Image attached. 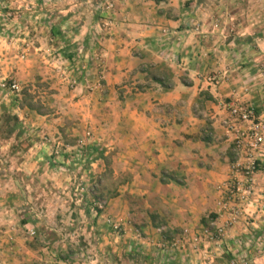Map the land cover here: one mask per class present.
I'll list each match as a JSON object with an SVG mask.
<instances>
[{
    "label": "crops",
    "instance_id": "0c3cea01",
    "mask_svg": "<svg viewBox=\"0 0 264 264\" xmlns=\"http://www.w3.org/2000/svg\"><path fill=\"white\" fill-rule=\"evenodd\" d=\"M239 1L237 3L241 6H238L236 17H239L241 29L232 34L219 23L217 25V18L222 17L219 7L211 9L209 2L206 5L197 0H168L169 9L163 6V0H115L116 10L107 12L105 17L114 20L110 28L103 27L105 18H94L100 16V0H51L47 4L48 7L51 4V7H57L55 14L54 10L46 14L48 18L54 16L57 24L52 23L50 33L47 31L43 39L52 42L61 39L57 43H65L66 48L58 45L57 53H66L68 61H72L78 71L75 76L80 88L77 87V94L73 95L71 91L65 97V88L61 86L64 98L60 97L63 101L59 102L62 104L60 111L42 114L24 107L21 123L34 141L24 165L34 169L43 165L45 155L54 150L66 153L78 149L81 153V149V156L86 153V159L90 158L92 176L89 180L95 179L96 182L108 176L118 182L115 187L104 191L110 197L107 210L99 219L90 217L92 221L88 224L94 229L98 223H104L106 216L125 221L121 223L127 230L120 241L128 245L127 249L142 250L139 252L142 256L136 258L135 251L127 250L128 259H123L124 264L125 261L130 264L132 260L140 264H165L167 259L163 258L166 256L160 248L165 242L183 234V245L190 246L193 237L208 226L222 224L219 190L233 177L242 180L240 175L232 174L235 153L232 137L224 125L228 117L226 105L236 101L253 104L264 120V79L261 73L264 32L259 30V34L251 27H243L255 13L252 11L256 9L253 3L256 0H248V4ZM70 38L74 40L72 46L67 44ZM53 47L55 45L41 41L39 48H34L48 52ZM16 63L17 66H13L16 74H24L28 69L35 71L28 62L25 65ZM49 65L54 67L55 64ZM151 74L161 80L163 78L157 74H163L170 83L169 88L159 84ZM51 76L47 79L53 84ZM209 76L217 77L218 83L210 82ZM55 81L60 82L59 79ZM71 119L75 120L73 124H69ZM14 132L7 140L10 147L17 137ZM44 134L52 138L54 144L44 142ZM67 138L72 141L68 142ZM79 141L85 143L84 147ZM9 157L12 164V153ZM259 159L264 166V147ZM2 171L0 169V209L11 201L17 206L13 207L14 210L26 211L23 206H18L21 201L19 192H22L18 182L22 178L17 179ZM29 178L34 175L27 174L24 180ZM68 178L66 174L55 178L48 172L36 178L38 183L42 181L38 184L43 188L42 193L46 192L48 184L63 189L61 193L65 196L57 195L56 204L51 203L55 196L42 198L43 194H32V185L25 186L30 199L44 200L41 209L44 220L28 219L25 225H36L44 235L28 242H24L20 234L14 236L15 253L8 255L5 234L0 232L2 264L6 261L9 264H94L96 258L100 260L98 247L105 245H110L117 253L120 242L103 237V244H99L93 238V241L88 239L89 235L84 242L93 244L94 251L87 256L79 252L85 261L81 259L79 263L77 256L74 257L77 248H66L72 244L70 239L74 235L71 237L61 230L66 227L74 232L80 230L81 227L76 225L79 223L78 213L82 217L89 209L82 205H68ZM257 190L264 198V170L257 176ZM127 196L141 198V210L133 208V211ZM255 199L258 203H254L252 212L261 205L259 196ZM152 213L156 214L159 224L153 223ZM140 216L141 221L135 228L130 219ZM253 225V222L248 225L240 222L230 228L223 245L236 246L238 239L245 243L249 239L245 237L246 231ZM99 229H102L101 224L96 230ZM165 230L168 231L163 232ZM185 232L188 237L184 236ZM62 236L71 238L65 241ZM54 243L59 248L46 245ZM185 254V257H191L189 262L195 258L189 251ZM176 255L170 261L177 260ZM180 256L182 258L183 254ZM185 260L188 262V258Z\"/></svg>",
    "mask_w": 264,
    "mask_h": 264
},
{
    "label": "rangeland",
    "instance_id": "374dc122",
    "mask_svg": "<svg viewBox=\"0 0 264 264\" xmlns=\"http://www.w3.org/2000/svg\"><path fill=\"white\" fill-rule=\"evenodd\" d=\"M163 1L165 2L163 6L169 9L170 7L166 4L168 0ZM197 1L203 2L205 4L206 2H209L212 6L211 9L219 7L218 9L219 12L222 13V17L217 18L219 21L217 22V25L218 23L219 26L222 25L227 33L232 34L241 29V27L238 26L241 23L239 22V17H236V13H238L239 10L238 6L240 5L237 3L239 0L234 2L231 0ZM241 1L248 4V0ZM241 1L239 2L241 3ZM50 2L51 0H0V64L2 63V67H0V169L3 170L2 173L7 171V174L11 173L16 176L17 179L22 178V180L18 182V188L22 191L19 192L21 193V201L20 203L18 202V206H23L26 208V211L20 210V208L14 210L13 207L17 208V206H14L15 203L7 201L4 204L3 209H0V222H3V226H0L2 228L0 232L1 234H5V239L8 243V255L15 253L13 242L14 236L20 234L24 242L36 241L40 236H43L44 233H42V230L38 229L36 225L31 226L30 223H28V226L25 225L28 219H36L40 222L44 220L41 210L44 205V200L36 198L30 199L28 197L29 195L25 191V186L28 184H30V186L32 185L31 188L33 189V195H39L40 193V195L43 194L42 198H48V195L51 197L55 196V199H51V203L56 204L58 202L59 195L65 196V194L61 193L63 189L61 187L53 188L50 184H48V188H45L46 192L42 193L43 188L38 186V184H41L42 181L38 183L36 178L39 175H45L47 172L49 175L54 176L55 178H58L61 174H66L69 175L68 179H70L67 181L70 183V186L66 191V193H68V205H82L85 206V208H89L84 211L85 213L82 217L80 213H78L79 216L77 218L79 219V223L76 225L81 227L80 230H75V232L72 230V232L67 230L68 227H66L65 230H61V232H66V235L71 234V237L74 235L73 239L68 236H62L63 240L65 239V241L68 238H71L70 240L72 244L69 246L67 245L66 248L71 247L73 250L77 248L78 251L74 250V257L77 256L78 262L80 263L81 259H84L85 261V258L79 256V252L87 256V254H90L91 250L94 251V245H88L86 242H84V240H92L93 238L94 241H97L99 244H103L105 240L103 237L108 239L111 238L114 242H120L117 244V247L119 248L117 253L121 257H117V253L113 252V249L110 247V245H105L102 247L97 246V257H100V260H97L96 258L94 264H124L123 259H128V257L125 255L126 252H128L127 250H130L131 253L135 251L134 255L136 258L138 255H141L139 252L142 251H139L134 247L127 249L128 245L120 241V238L124 236L126 232L121 236L116 234L111 228L107 226V216L103 219L104 223H98L97 227H94V229H91L92 225L90 226L88 224L95 218L99 219V216L102 214L101 211L96 210L94 200H105L108 207L110 197L107 196V194L105 195L104 191H108L115 187L118 182L114 181L113 178L108 176L102 180L97 179L96 182L94 181L95 179L89 180V176H92L89 165L90 158L86 159V153L82 157V150L80 148L79 149L81 153L78 149L74 151H66V153H62V151H58V153H56L55 150H52V153L45 155L46 157L43 158L44 164L37 165L34 169L31 166L26 167V165H24V161L27 158L26 156H30L29 151L31 148H33L32 146H34L33 137L27 134L25 126L21 123L22 119H20V116L24 115L22 110L26 109L24 107H31L33 110H36L38 113L42 114H46L48 112L53 113V110L60 111L62 104L59 105V102H63L60 100V97H63V95H61L63 91L61 86L65 88V97H67L71 91L73 95L77 94L76 89L79 83L78 77L75 76L77 75L78 71L73 67L72 61H68L66 53H57V47L59 45L57 42H61V39L54 42L49 41V39H43L46 38L45 35L47 36V31L49 32V30L52 29V23L55 25L57 24L54 16L50 18L46 16L49 10H54V14L58 10L57 7H51L53 4L48 7L47 4ZM99 3L100 4H98V7L99 10H101L100 16L98 17L95 15L94 18L97 17L98 19L103 20L106 17L107 12L113 13L116 10L115 0H100ZM213 3L216 6L213 5ZM253 3L256 9L253 8L255 11L252 12L255 13H253L254 15L250 16L246 22H244L245 20L242 19V22L246 24L243 25V27H251L257 32H259V30H263L262 32H264V0H256ZM247 8H249L248 5ZM50 21H52L51 24ZM75 23H77V21H75ZM113 23L114 20H112V18H105L102 21L103 27L105 26L107 28H110ZM260 33L261 32H259V34ZM41 41L44 42V44L49 43L53 46L55 45V47H53V50L48 52L36 50L34 47L39 48ZM73 42L74 40L70 38L68 39L67 44L72 46L74 44ZM59 46L66 48L65 43L63 42L60 43ZM71 49H73V47H71ZM16 62L22 65H25V62H28L29 65L33 66L32 69L35 71L33 72L31 70L32 72H30L28 69L27 72L24 71V74H16V69L13 68L14 64H17ZM49 64L55 65L54 67L53 65L51 67ZM47 68H52L53 71H49ZM18 71L20 70L18 69ZM261 73H264V66L261 68ZM50 75L53 76V84L50 82V79H47L50 78L48 77ZM56 79H59L60 82H56ZM62 79H64V82ZM13 82H16L20 86L21 90L19 92H13L9 89ZM79 88L80 87H78V89ZM69 122V124H73L75 120L71 119ZM15 125V132H13L17 135V137L13 140L12 147H10L11 145L7 144L9 143L7 140L13 136L11 134L13 132L10 131ZM44 136L50 139V144H54V140L52 138H50L47 134H44ZM67 140L68 142H71L72 138H67ZM5 144L7 145L4 147ZM10 153H12V156H14L12 157L14 161L12 164L9 157ZM79 154L81 157L78 156ZM54 158L56 163L54 162ZM6 166L7 168L11 166V169L5 168ZM27 174L34 175V178L24 180ZM107 175L111 176L110 174ZM82 176H84L83 179L80 178ZM48 182L52 181L49 180ZM53 182L54 184L56 183L55 179ZM94 185L96 187H93ZM71 188L73 192H71ZM128 200L132 209L135 208L138 211L143 207V201L139 197H132ZM260 200V204L264 208V199ZM107 207L104 212L107 210ZM251 210H253L252 207ZM258 215V217L254 215L251 219V222H253L254 225L250 227L251 229L246 231L247 235L245 237L249 239L245 243L242 239H238L235 241L236 246L233 244L228 247L224 246L223 244H225V236L230 228L226 230L225 234L220 237L218 241H207L203 239L202 236H200L202 233L201 232L199 235H197V237H193L191 240L192 245L190 246H182V244H184L182 234L180 237L175 238L176 240L181 241V245L179 243L178 247L172 245V242L175 239L170 241L168 240L165 242L164 246L161 245L160 248L162 249V253L164 256H166L163 258L167 259L166 262L168 264L169 262L172 264H264V227H262L264 226V212L259 211ZM90 217L93 219L90 220ZM109 217L113 218L111 216ZM135 218L137 219L135 220ZM135 218H133L134 220L130 219L134 227L140 223L141 216ZM113 219L116 220V218ZM118 220L120 222H125L121 221L120 219ZM99 224H101L102 229L97 231L96 229L98 228ZM125 225L127 227V223ZM108 229L111 231H108ZM205 230H208L214 236L217 235V227L215 226H211L210 228L208 226ZM167 231L168 230H165L163 232ZM108 232L111 237L107 234ZM87 236L89 237L88 239ZM200 237L202 238L201 240ZM46 245L47 247L59 248L58 245L56 246V243ZM67 250L69 251V249ZM226 250L228 253H226ZM188 251L189 253H193V255H195L196 259H192V262H189L191 259L190 256L185 257L187 255L185 253H188ZM174 254H177V260L170 261L172 260ZM180 254H183L182 258ZM186 258H188V262L185 260ZM129 263L140 264L138 261L134 260ZM0 264H2V262H0ZM6 264H9L8 261H6ZM125 264H128V262L125 261Z\"/></svg>",
    "mask_w": 264,
    "mask_h": 264
},
{
    "label": "built area",
    "instance_id": "2783aa9c",
    "mask_svg": "<svg viewBox=\"0 0 264 264\" xmlns=\"http://www.w3.org/2000/svg\"><path fill=\"white\" fill-rule=\"evenodd\" d=\"M262 75L264 79V73ZM208 80L212 83H218V78L215 76H209ZM9 89L13 92L21 90L16 82H13ZM226 109L228 117L224 125L228 134L232 137L235 153L232 174L234 176L240 175L242 180L233 177L225 184L223 189L219 190V212L224 220L222 224L216 226V236L208 230L202 231L200 236L207 241H218L228 228H232L240 222L248 225L252 223L253 213L264 212L262 205L256 212H251V207L257 202L255 198L259 196V202H261L260 199H264L257 190V176L264 170V166L259 159V154L264 147V120L259 116L257 108L253 104L236 101L227 104ZM87 135L90 136V133L88 132ZM43 140L46 143L50 142V139L46 136H43ZM80 144L82 147L85 145L83 141ZM94 205L96 210L101 211L103 214L107 202L105 200H94ZM106 223L116 234L120 236L125 234V226L120 221L107 217ZM184 234L185 237H188L186 232ZM202 238L200 237V240ZM172 243L177 247L179 243L181 245V241L176 239ZM182 246L184 245L182 244Z\"/></svg>",
    "mask_w": 264,
    "mask_h": 264
},
{
    "label": "trees",
    "instance_id": "16d2710c",
    "mask_svg": "<svg viewBox=\"0 0 264 264\" xmlns=\"http://www.w3.org/2000/svg\"><path fill=\"white\" fill-rule=\"evenodd\" d=\"M159 76H161L163 79L161 80L160 78H158L157 76H155V74H151V76H153L154 79H156V81L161 84L162 86H164L165 88H169L170 86V83L166 80V77L163 75V74H157ZM16 120V119H15ZM16 128V125L12 127L11 131L10 132H13L14 129ZM128 199H131L132 197L131 196H127ZM151 217L153 219V223L155 222L156 224H159L157 223V217H156V214L152 213L151 214Z\"/></svg>",
    "mask_w": 264,
    "mask_h": 264
}]
</instances>
